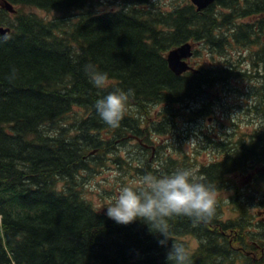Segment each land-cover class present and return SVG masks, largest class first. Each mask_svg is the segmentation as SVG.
I'll return each mask as SVG.
<instances>
[{
  "label": "trees",
  "instance_id": "1",
  "mask_svg": "<svg viewBox=\"0 0 264 264\" xmlns=\"http://www.w3.org/2000/svg\"><path fill=\"white\" fill-rule=\"evenodd\" d=\"M6 1L17 13L0 9V26L10 28L0 34V264H167L166 248L146 225L109 219L78 179L118 156L121 138L152 145L151 134L163 133V124L148 118L153 109L162 108L159 121L165 114L174 127L178 107L208 99L230 78L258 81L253 97L237 95L255 114L264 112V75L237 70L249 50L254 67L264 62V0H221L202 12L189 0H124L121 8L103 12L100 0ZM187 42H200L227 67L175 75L167 54ZM87 64L108 73L107 88L93 86ZM117 88L134 95L120 126L112 128L94 104ZM245 143L233 144L228 159L202 166L196 176L219 189L230 174L254 167L264 173V130ZM161 155L151 169L150 152L143 154L137 176L162 172ZM130 160L115 159L128 168ZM220 204L207 223L171 218V239L188 247L192 264H264L230 252L224 200Z\"/></svg>",
  "mask_w": 264,
  "mask_h": 264
},
{
  "label": "clouds",
  "instance_id": "2",
  "mask_svg": "<svg viewBox=\"0 0 264 264\" xmlns=\"http://www.w3.org/2000/svg\"><path fill=\"white\" fill-rule=\"evenodd\" d=\"M84 72L94 87L107 88V72L91 64L84 66ZM132 95L133 89L117 88L108 92L95 101L96 114L106 125L119 127ZM102 209H106L105 215L119 225L136 222L146 225L158 244L166 248L167 264H192L188 247L171 239L169 221L176 216L188 217L194 225L210 221L216 209V189L188 167L160 173L145 171L133 183L121 185Z\"/></svg>",
  "mask_w": 264,
  "mask_h": 264
},
{
  "label": "rangeland",
  "instance_id": "3",
  "mask_svg": "<svg viewBox=\"0 0 264 264\" xmlns=\"http://www.w3.org/2000/svg\"><path fill=\"white\" fill-rule=\"evenodd\" d=\"M162 5L166 3L167 0H157ZM182 1V0H177ZM160 4V5H161ZM124 5V0H100V5L97 6L98 10L100 12L108 11L112 9H119ZM1 9V8H0ZM25 12L29 14H36L40 17H44L46 19L52 18V14L47 13L43 10L35 9V8H25ZM205 47H202V45L199 46V52L196 54L193 58V65L195 67L199 68H212L217 67L218 65H222L224 67L227 66V64L222 59L211 58V55H207V51L204 49ZM248 56V54H247ZM250 54L245 62H242L238 65V69L242 70H249L251 71V62ZM263 59V57H261ZM263 73V72H262ZM226 86H219L218 87V93L221 92V97L215 99V104L211 103L209 106L204 107L200 110H196L198 107H196V104L194 105V109H191V104L187 108H179V111L177 112V116L174 118L176 125L175 127H178L179 132V139L173 140L174 148L171 146L169 147L170 153L172 157H175L177 159H182L188 164H193L194 168L200 169L203 165H207L209 163V159H211V156H208V153L211 151H204L205 145V138H203V133H208L209 131L212 133H215V131L221 130V129H229V127L232 129L233 121L242 119V123L244 125L248 124L250 126V122L246 121L249 117L248 116H237L235 115L237 112L230 106V105H237L238 100H235V97H239L242 99L241 95H237L239 93H242L244 95H247L250 93L251 88H255V86H260V83L258 81L251 82L243 79L233 80L230 84L227 83ZM216 93V94H218ZM214 95L212 94L211 98L214 99ZM211 99V100H212ZM244 100L239 101L240 105H244ZM222 102V103H221ZM226 102V103H225ZM217 105V106H216ZM223 105V106H222ZM201 106L203 104L201 103ZM215 106V107H214ZM201 108V107H200ZM263 106L260 107L262 109ZM162 108H156L153 109L152 112L149 114L148 118L154 119L155 121H158L160 119L159 112ZM206 109V114L203 116H200L198 118H193V115L201 110ZM253 111L255 108H252ZM212 110V111H211ZM211 111V112H210ZM225 111H232L233 117L229 119V115L225 113ZM210 112V113H209ZM258 115L261 119L262 116H264L263 111H259ZM210 117H214L213 123L210 121ZM250 120V119H248ZM199 122L201 126L198 130L195 129L196 122ZM257 122V121H256ZM240 127V125H239ZM242 131L248 130L246 126L240 127ZM194 133H198L200 136H196ZM162 136L159 135H152L151 139L156 142L157 145H160ZM125 146L118 148V156H110V158H113L112 161H107L105 166L98 167L97 169H94V171L90 172V174H83L82 177L78 179L80 184H84L85 189L88 191L86 193V197L88 200L93 202L98 207H104L108 205L111 198L116 194L119 187L123 184H131L137 179V172L136 168H141L142 165H138V159L142 158V152L139 147H137L136 144L131 143L129 140H125ZM163 142V140H162ZM203 145V148H202ZM214 148L216 149V144L214 145ZM212 150V149H211ZM213 151V150H212ZM130 153V156L128 155ZM129 157L133 158L134 161L132 162L134 165V168H128L126 165L119 166L117 161H115L116 158H127ZM149 158V157H148ZM177 162V161H176ZM159 163L155 161L153 163V168L157 166ZM127 169V172L124 173V170ZM93 173V174H91ZM244 186H247L248 183L244 182ZM225 187H220L219 189H216V204L222 203L223 200H225L228 196ZM221 205V204H220ZM224 211L227 217H235V213L231 214V205L224 203ZM250 213H247V216ZM252 214H254V211L252 210ZM194 246L197 245L196 241H193Z\"/></svg>",
  "mask_w": 264,
  "mask_h": 264
},
{
  "label": "flooded vegetation",
  "instance_id": "4",
  "mask_svg": "<svg viewBox=\"0 0 264 264\" xmlns=\"http://www.w3.org/2000/svg\"><path fill=\"white\" fill-rule=\"evenodd\" d=\"M254 66V63H251V67ZM228 70H232L231 68ZM263 72V73H262ZM257 75L259 77H263L264 75V62H259L256 65V68L253 71V75ZM252 75V76H253ZM229 84L236 79H228ZM249 81V79H248ZM254 79L251 80L253 83ZM231 85V84H230ZM229 85V87H231ZM255 88H251L250 93L247 95H250V98L253 97V93ZM217 98L221 97V92L214 95ZM242 98V97H241ZM235 100H238L237 105H230L237 113L235 115L239 116H248L250 120L249 121L250 126L248 124L244 125L242 123V119L237 121H233V127L232 129L229 127V129H221L218 131H215V133H212L209 131L208 133H203V138H205V149L204 151H211L208 153V156H211L212 158L209 159V163L207 165L203 166H213L217 164H222L224 160L228 159L231 154L225 152V151H231L232 152V145L233 144H242L246 145L247 143L251 141L252 137L255 136V133L259 130H264V116H262V119L256 115L252 109V106L248 105L244 102V105H240L239 101H242L239 97H235ZM202 101H198L196 103V107L200 108ZM222 103V102H221ZM226 103V102H225ZM212 104H215L213 101ZM217 106V105H216ZM223 106V105H222ZM215 107V106H214ZM197 108V109H198ZM202 109V108H200ZM199 109V110H200ZM207 112L206 109L201 110L197 116H203ZM227 115H229V119H231L234 115L232 111H225ZM178 114V113H177ZM175 114L174 118L177 116ZM161 122L163 124L162 129V138L160 145L155 144V146H147L143 145V143L138 139V137H132V141H134V144H139L140 146H144L147 151H151V159L150 163H153L155 161L159 162L158 158V152H162V161H163V167L164 169L162 172H168L171 170H174L177 167H184L183 158L177 159L175 157L169 156L171 155L169 147L174 148L173 140L179 139L180 135L178 132V127H174L167 121V116L165 114L161 117ZM173 118V119H174ZM214 117H210V121L213 123ZM257 121V122H256ZM246 126L248 130L242 131L240 127ZM201 124L197 121L195 124V129L198 130ZM232 133V134H231ZM196 136H200L198 133H194ZM163 140V142H162ZM125 141V139L121 140L119 139L118 145L119 148H121V142ZM216 144V149L214 148V145ZM225 145V147H224ZM217 146L224 147V150L222 148L217 149ZM203 148V145H202ZM213 151H212V150ZM220 151V152H219ZM143 153V151H142ZM144 154V153H143ZM176 159L177 163L176 165L170 164L169 159ZM157 167V166H156ZM194 173L198 171L200 173V169L194 168V166L191 168ZM262 170L258 167H254V169H247L246 172L242 173H234L229 175V179L227 180L226 185V192L228 194L227 198L224 200V203L227 205H231V214L235 213V218L233 217H227L225 214V221L228 223V233L226 235L227 239V245L231 253L239 254L240 256H244L247 258H252L255 260H258L260 263L264 262V173H260ZM247 182L248 185L244 186L243 183ZM255 198V199H254ZM237 205L239 209L237 208ZM242 208L245 211H240ZM237 209V211H236ZM252 210L254 211V214H252ZM247 213H250L247 216ZM243 226V227H242ZM247 234L249 236H247Z\"/></svg>",
  "mask_w": 264,
  "mask_h": 264
},
{
  "label": "water",
  "instance_id": "5",
  "mask_svg": "<svg viewBox=\"0 0 264 264\" xmlns=\"http://www.w3.org/2000/svg\"><path fill=\"white\" fill-rule=\"evenodd\" d=\"M220 0H191V2L197 7L198 11H203L215 2ZM0 7L6 9L10 13H15L16 9L14 5L6 0L0 1ZM10 32V28H5L0 26V34H7ZM195 44L186 43L173 50L167 54V61L170 69L176 75H183L188 71L194 73H200V70L195 69L190 65V60L194 55Z\"/></svg>",
  "mask_w": 264,
  "mask_h": 264
},
{
  "label": "bare ground",
  "instance_id": "6",
  "mask_svg": "<svg viewBox=\"0 0 264 264\" xmlns=\"http://www.w3.org/2000/svg\"><path fill=\"white\" fill-rule=\"evenodd\" d=\"M254 56H255V55H254ZM234 73H235V72H234ZM239 97H240V96H239ZM211 111H212V110H211ZM211 111H210V112H211ZM210 112H209V113H210ZM206 116H207V114H206ZM231 134H232V133H231ZM218 150H219V149H218ZM219 152H220V151H219ZM254 199H255V198H254Z\"/></svg>",
  "mask_w": 264,
  "mask_h": 264
}]
</instances>
